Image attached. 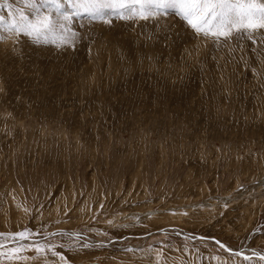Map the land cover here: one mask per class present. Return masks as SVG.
<instances>
[{
  "label": "rangeland",
  "instance_id": "1",
  "mask_svg": "<svg viewBox=\"0 0 264 264\" xmlns=\"http://www.w3.org/2000/svg\"><path fill=\"white\" fill-rule=\"evenodd\" d=\"M68 27L61 46L0 29V264H264L214 241L264 255V29Z\"/></svg>",
  "mask_w": 264,
  "mask_h": 264
},
{
  "label": "snow or ice",
  "instance_id": "2",
  "mask_svg": "<svg viewBox=\"0 0 264 264\" xmlns=\"http://www.w3.org/2000/svg\"><path fill=\"white\" fill-rule=\"evenodd\" d=\"M20 3L24 8L13 12L12 0H0V9H9L8 19L0 16V29L12 36L32 37L36 43L50 42L49 37L55 36L56 41L51 42L58 41V46L73 42L76 33L68 25L74 15L80 14L104 19L114 12L124 19L146 20L175 10L196 34L216 40L228 39L233 33L242 35L264 29V0H20ZM42 7L48 11L42 12ZM25 9L34 13V18ZM25 236L26 233H19L21 239ZM44 247L38 245L36 250L42 252ZM19 251V248L11 249L13 254ZM257 256L264 260V255ZM244 259L251 258L246 256Z\"/></svg>",
  "mask_w": 264,
  "mask_h": 264
},
{
  "label": "water",
  "instance_id": "3",
  "mask_svg": "<svg viewBox=\"0 0 264 264\" xmlns=\"http://www.w3.org/2000/svg\"><path fill=\"white\" fill-rule=\"evenodd\" d=\"M194 237L195 238H197V239H200V237L198 236V235H194ZM205 239V238H204ZM214 241L215 242H217L218 243V245L221 247V244H223V243H221L220 241H218V240H215L214 239ZM103 244H110V243H103ZM224 245V244H223ZM223 249H225V250H227L228 252H231V253H239V255H242L243 257H246V255H244V254H242V251H232L230 248H228L226 245H224V247H222ZM247 257H250V258H259L257 255H250V256H247Z\"/></svg>",
  "mask_w": 264,
  "mask_h": 264
},
{
  "label": "bare ground",
  "instance_id": "4",
  "mask_svg": "<svg viewBox=\"0 0 264 264\" xmlns=\"http://www.w3.org/2000/svg\"><path fill=\"white\" fill-rule=\"evenodd\" d=\"M203 240L204 238H200V239H197V238H192V240H195V241H198V240ZM206 239V238H205ZM229 248V247H228ZM225 250V249H224ZM232 250V249H231ZM225 251H227V250H225ZM232 251H236V250H232ZM242 251H244V250H242ZM230 253V252H229ZM254 253V252H253ZM232 254H237V253H232ZM242 254H243V252H242ZM242 256V255H241ZM250 256V255H249Z\"/></svg>",
  "mask_w": 264,
  "mask_h": 264
}]
</instances>
